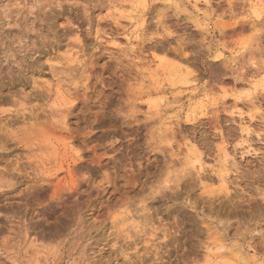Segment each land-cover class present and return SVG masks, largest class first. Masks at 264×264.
I'll use <instances>...</instances> for the list:
<instances>
[{
	"label": "rangeland",
	"instance_id": "obj_1",
	"mask_svg": "<svg viewBox=\"0 0 264 264\" xmlns=\"http://www.w3.org/2000/svg\"><path fill=\"white\" fill-rule=\"evenodd\" d=\"M60 3L62 11L52 7L44 13L45 31L49 26L53 31L60 27L61 41L56 47L59 54L71 59L75 32L72 26L80 23L83 8L66 0ZM90 11L92 36L85 37L86 46L96 43L98 28L110 30L109 35L122 31L112 20L98 18L107 13L106 7L97 5ZM148 15L150 20L157 19V23L147 26L154 39L138 50L137 69L150 83L166 80L168 90L153 89L142 95L145 103L137 105L141 114L136 117L142 123L133 127L139 138L136 143H148L164 131L158 126L167 116L168 140L160 150L142 151L126 141L121 143L132 156L135 171V188L127 195H155L161 186L166 191L148 201L153 209V225L136 247L151 253L142 257L146 264H215V229L218 221L227 218L233 221L228 230L230 236L237 229L243 232L247 226L248 232L241 237V243L246 245L241 254L246 264H264L262 237L248 234L264 228V224L253 223L264 216V0H157ZM126 42L123 36L115 40L119 44ZM105 49L119 51L111 40L100 44L91 83L102 81L95 87L102 88L104 96H112L111 105L119 101L121 93L108 87L116 61L110 60ZM106 62L108 67H100ZM132 87L143 91V85ZM10 90L31 93L27 99L18 97L26 105L47 102L46 110L52 115L67 103L61 85H54L50 74L5 88V92ZM13 103L9 96L0 100L5 108ZM80 107L81 102H76L74 110ZM143 113L154 118H146ZM40 118L49 119L44 113ZM66 123L74 128L78 121L70 116ZM102 123L107 126L109 121ZM9 126H13L12 121ZM97 128L99 125L93 128L91 137L70 139L60 130L59 121L55 126L43 125L38 130L39 146L31 150L15 139L0 140V144L12 149L0 153V167L10 166L9 161L17 157L25 159L38 154L26 177H6L0 192V212L4 213L0 216V239L7 241L10 232L23 231L25 240L54 249L62 235L60 229L75 228L93 240L90 248H104L107 255L112 243L107 238L108 226L92 232L89 229L92 221L102 224L109 217L111 221L117 219L112 205L119 202L118 196L110 188L90 204L84 196L76 199L88 187L80 179L82 174L90 171L93 181L102 182L106 178L104 168L121 156L117 153L114 157L109 151L100 166L89 163L91 156L103 152L100 148L91 151L92 143L100 136ZM116 134L122 135L119 131ZM89 140L90 151L82 153L83 160L78 159L81 143ZM138 158L144 162L139 167ZM20 167L23 169L24 165ZM12 181L15 185L8 187ZM81 202H85L84 207Z\"/></svg>",
	"mask_w": 264,
	"mask_h": 264
},
{
	"label": "clouds",
	"instance_id": "obj_2",
	"mask_svg": "<svg viewBox=\"0 0 264 264\" xmlns=\"http://www.w3.org/2000/svg\"><path fill=\"white\" fill-rule=\"evenodd\" d=\"M66 2H75L77 6L83 8L80 23L72 26L75 32L72 36L74 55L71 59L59 54L56 47L61 41L60 27L53 31L49 26L45 31L44 13L52 7L62 11L63 5L60 0L55 2L54 0H0V100L9 96L14 102L9 108L0 105V140L15 139L25 143L31 150L39 146L38 130L43 125L55 126L59 121L60 130L70 139L81 136L91 137L93 128L99 125L97 131H100V136L95 143L90 140L88 143H81L80 151L77 153L78 159L83 160L82 153L90 151L89 143H92L93 152L98 148L103 149L100 156H91L89 163L100 166L101 160L109 151L114 157L117 153H121V156L104 168L106 178L102 182L93 181L90 171L82 174L80 179L87 183L88 187L80 192L76 199L84 196L85 201L90 204L91 201L102 197L110 188L118 196L119 202L115 205L107 201L117 213V219L111 221L109 217L102 224L92 221L89 229V232H92L108 226L107 238L112 242L108 247L111 250L107 255L104 254V248L94 251L90 248L93 240L88 238L87 233L81 234L82 230L78 232L75 228L70 231L61 228L62 235L54 249L40 247L25 240L23 231L10 232L7 241L0 239V257H4L0 259V264H146V259L142 257L146 258L151 253L147 250L139 251L136 245L141 243V237L145 236L146 230L153 225V209L148 206V201L154 200L156 195L162 196L166 189L161 186L160 191L155 195L151 193L135 197L127 195L135 188L133 182L135 171L132 166V156L124 150L125 145L121 141H126L127 144L143 151L160 150V146L166 144L168 140L167 116L163 117L158 126L164 131L153 136L148 143H136L139 138L133 127L142 123L136 119L141 114L137 105L145 103L141 98L142 95L153 89L168 90L166 80L160 78L158 84L150 83L149 78L142 70L137 69L136 65L138 50L143 48L144 43L154 39V35L149 34L147 26L157 23V19L150 20L148 15L157 0H66ZM97 5L108 9L105 15L98 18L102 21L112 20L122 31L109 35L110 30L98 28L94 38L96 43L86 46L85 37L92 36L90 8ZM156 15L158 18V14ZM121 20L128 23L121 24ZM118 36H123L127 42L115 43ZM102 37L107 39L102 40ZM110 40L113 41L114 48L119 51L105 49L110 53V60L116 61L108 78V87L112 88L113 92L121 93L119 101H113L111 105L109 102L112 101V96H104L103 89L95 87V84H101L102 81L97 79L95 84L91 83L92 70L96 67L95 54L100 51L101 43L107 44ZM124 60H128V63L125 64ZM144 63L148 61L145 60ZM100 67H108L107 62ZM133 69L136 71L134 72ZM49 74L52 83L61 85L63 95L67 98V103L62 104L61 110L55 115L46 110L47 102L26 105L18 99L21 96L27 99L31 93H24L22 90H17L15 93L11 90L5 92V88L10 89L18 82H31L38 78V75ZM133 85H143V91H135ZM76 102H81V107L74 110ZM170 106V104L165 105V107ZM41 113L49 119L40 118ZM143 114L146 118H154L150 113ZM70 116H75L78 121L74 128H69L66 123ZM9 121L13 122V126H9ZM102 121H109V124L105 126ZM125 128L130 131L125 132ZM117 131L122 135L118 136ZM8 151L12 149L0 144V153ZM37 158L38 154L32 153L29 158L17 157L16 160L9 161L10 166L0 167V192L4 190L7 176L16 174L18 177H26L32 170L29 165ZM143 163L140 158L136 160L137 167ZM21 164L24 165L23 169L20 167ZM14 185L15 181L7 184L8 187ZM84 203L81 202V207H84ZM3 215L4 213L0 212V216ZM253 223L264 224V216ZM218 225L215 229L218 236V242L214 245L215 264H246L241 255L246 245L241 243V237L248 232L247 226L243 232L237 229L230 236L228 230L233 225L232 220L225 218L218 221ZM248 234L261 236V243L264 244V228H261L260 232L252 231ZM150 264L157 262L152 261Z\"/></svg>",
	"mask_w": 264,
	"mask_h": 264
},
{
	"label": "bare ground",
	"instance_id": "obj_3",
	"mask_svg": "<svg viewBox=\"0 0 264 264\" xmlns=\"http://www.w3.org/2000/svg\"><path fill=\"white\" fill-rule=\"evenodd\" d=\"M244 25V24H243ZM185 40V39H184ZM183 41V40H182ZM181 40H180V42H182ZM181 46V45H180ZM183 47V46H182ZM185 47V46H184ZM181 48V47H180ZM182 50V49H181ZM174 51H175V49H174ZM184 51V50H183ZM177 52H178V50H177ZM183 54V53H182ZM175 55H177V54H175ZM184 55H185V52H184ZM187 55V54H186ZM182 56V55H181ZM183 58V57H182ZM185 67V66H184ZM185 69V68H184ZM245 130V129H244ZM247 131V130H246ZM201 165V164H200ZM198 167V166H197ZM200 169L202 168V167H199ZM199 170V169H198ZM223 177V176H222ZM222 180H225L224 178L222 179ZM223 183V182H222ZM224 184V183H223ZM225 185V184H224ZM224 185H222L223 187H225ZM225 189H228V186H226L225 187ZM228 191V190H227Z\"/></svg>",
	"mask_w": 264,
	"mask_h": 264
}]
</instances>
